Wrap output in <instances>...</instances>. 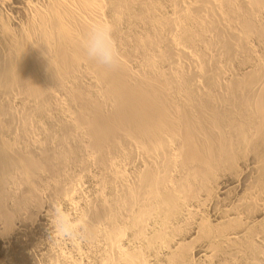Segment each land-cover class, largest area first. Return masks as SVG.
Instances as JSON below:
<instances>
[{"label":"bare ground","instance_id":"1","mask_svg":"<svg viewBox=\"0 0 264 264\" xmlns=\"http://www.w3.org/2000/svg\"><path fill=\"white\" fill-rule=\"evenodd\" d=\"M0 264H264V0H0Z\"/></svg>","mask_w":264,"mask_h":264},{"label":"clouds","instance_id":"2","mask_svg":"<svg viewBox=\"0 0 264 264\" xmlns=\"http://www.w3.org/2000/svg\"><path fill=\"white\" fill-rule=\"evenodd\" d=\"M112 32L113 28L107 24L93 25L89 28L83 44L89 60L109 69L117 68L121 63L119 49L115 45ZM55 223L60 235L72 238L76 234V228L63 215H58Z\"/></svg>","mask_w":264,"mask_h":264},{"label":"rangeland","instance_id":"3","mask_svg":"<svg viewBox=\"0 0 264 264\" xmlns=\"http://www.w3.org/2000/svg\"><path fill=\"white\" fill-rule=\"evenodd\" d=\"M167 66H165V68H166ZM195 67L194 66H192V69H191V72L192 73H195L196 72V70L194 69ZM195 70V71H194ZM14 124H15V122H14ZM15 127H16V124H15V126H13L12 127V129H11V131H16L15 130ZM17 133L18 132H21V131H19V130H17L16 131ZM20 134V133H19ZM71 165H72V167H74V169H76V170H78L79 171V166H77V165H75L74 166V164H70V163H67L66 164V166L64 167V171H63V173H62V177H61V179H62V181L64 182V183H69V175L70 174H72V175H74V174H77V172L78 171H74V169L71 167ZM70 166V167H69ZM77 166V167H76ZM68 167V168H67ZM70 168V169H69ZM68 169V170H67ZM64 173H66V174H68V175H66V174H64ZM70 173V174H69ZM64 176V177H63ZM66 180V181H65ZM86 178H85V180H84V186H83V188H84V190L86 191V189L88 188V186H87V184H88V181H86ZM63 182H62V184H63ZM45 191H43V194H45V196L43 197L44 199H45V201H44V199H43V201L45 202L44 203V205L45 206H48V208H49V210H50V212L51 211H53V212H51V214L52 213H54L55 212V209H56V206H57V202L59 201V199H58V197H60V195L57 193V192H54L55 191V189H54V191H52L51 189H49V188H47V189H44ZM88 190V189H87ZM49 193V194H48ZM56 194H57V196H56ZM57 197V198H56ZM49 199V200H48ZM56 199V200H55ZM47 200V201H46ZM52 200V201H51ZM56 201V202H55ZM53 204V205H52ZM56 204V205H55ZM52 206V207H51ZM51 207V208H50ZM54 210H53V209ZM8 253H6V254H4L3 253V255L5 256L4 258L6 259L7 258V255Z\"/></svg>","mask_w":264,"mask_h":264}]
</instances>
